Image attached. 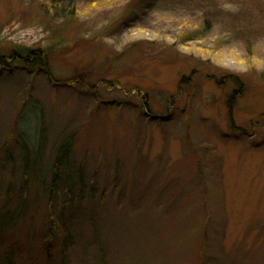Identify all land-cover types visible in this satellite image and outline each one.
Listing matches in <instances>:
<instances>
[{"label":"rangeland","instance_id":"obj_1","mask_svg":"<svg viewBox=\"0 0 264 264\" xmlns=\"http://www.w3.org/2000/svg\"><path fill=\"white\" fill-rule=\"evenodd\" d=\"M0 57V264H264V0H0Z\"/></svg>","mask_w":264,"mask_h":264},{"label":"trees","instance_id":"obj_2","mask_svg":"<svg viewBox=\"0 0 264 264\" xmlns=\"http://www.w3.org/2000/svg\"><path fill=\"white\" fill-rule=\"evenodd\" d=\"M27 58V59H26ZM26 58H24L25 61H29L30 63L34 60L38 65H40L42 67V65H45V59L43 56H41L39 53L37 52H30V54H28L26 56ZM12 58H4V57H0V66L2 67V69L6 66H8V62L9 60H11ZM72 146L69 143H65L64 145H62V147L59 150L58 155L56 156L57 158L55 159L51 172H50V183H49V195L50 197L52 195H54L57 192L58 189V185L60 182V177L62 176V172L64 171L63 169L66 167L68 168V166L70 165V158H71V152H72ZM25 189H27L26 183L23 187L22 190L25 191Z\"/></svg>","mask_w":264,"mask_h":264}]
</instances>
